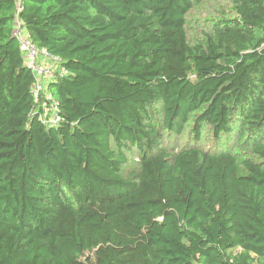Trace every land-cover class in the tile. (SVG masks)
<instances>
[{"label":"trees","instance_id":"trees-1","mask_svg":"<svg viewBox=\"0 0 264 264\" xmlns=\"http://www.w3.org/2000/svg\"><path fill=\"white\" fill-rule=\"evenodd\" d=\"M210 1L0 0V264H264V0L190 45ZM16 17L67 71L57 125Z\"/></svg>","mask_w":264,"mask_h":264},{"label":"built area","instance_id":"built-area-1","mask_svg":"<svg viewBox=\"0 0 264 264\" xmlns=\"http://www.w3.org/2000/svg\"><path fill=\"white\" fill-rule=\"evenodd\" d=\"M14 1L18 10L21 0ZM12 36L18 43L25 66L33 76L31 88L33 101L35 104H41L43 108L38 119L46 125H57L60 117L54 97L48 90V85L56 78L67 75L66 69L60 64L57 57L50 55L45 49L36 47L17 17L14 20Z\"/></svg>","mask_w":264,"mask_h":264},{"label":"rangeland","instance_id":"rangeland-1","mask_svg":"<svg viewBox=\"0 0 264 264\" xmlns=\"http://www.w3.org/2000/svg\"><path fill=\"white\" fill-rule=\"evenodd\" d=\"M234 0H213L196 6L186 16V34L190 45L203 43L204 34L207 33L214 21L221 20L224 17L232 18L234 13L231 7ZM205 135V134H204ZM183 140L179 143L182 144ZM210 137H203L197 146L207 148L210 143ZM135 165L131 162L125 167V172L134 169Z\"/></svg>","mask_w":264,"mask_h":264}]
</instances>
